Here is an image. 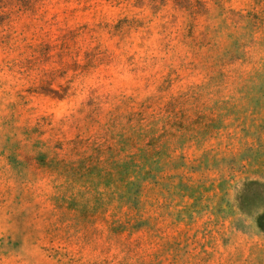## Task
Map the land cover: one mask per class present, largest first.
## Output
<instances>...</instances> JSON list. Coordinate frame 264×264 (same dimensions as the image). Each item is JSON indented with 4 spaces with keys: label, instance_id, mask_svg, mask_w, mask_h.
Returning a JSON list of instances; mask_svg holds the SVG:
<instances>
[{
    "label": "rangeland",
    "instance_id": "rangeland-1",
    "mask_svg": "<svg viewBox=\"0 0 264 264\" xmlns=\"http://www.w3.org/2000/svg\"><path fill=\"white\" fill-rule=\"evenodd\" d=\"M0 264H264V0H0Z\"/></svg>",
    "mask_w": 264,
    "mask_h": 264
}]
</instances>
